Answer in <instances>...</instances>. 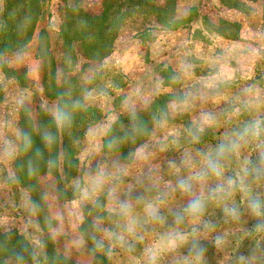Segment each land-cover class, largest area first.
<instances>
[{
  "label": "rangeland",
  "instance_id": "obj_1",
  "mask_svg": "<svg viewBox=\"0 0 264 264\" xmlns=\"http://www.w3.org/2000/svg\"><path fill=\"white\" fill-rule=\"evenodd\" d=\"M177 1L174 19L184 20L197 14L198 7L190 9V0H180V6ZM156 2L166 4V0ZM3 3L0 0V12ZM199 3L210 16L205 25L214 30L223 29L220 18L238 22V38L224 41L193 25L190 28L186 21L171 29L151 14L136 12L125 19L113 52L105 59H88L81 43H74L77 61L69 74L79 76L86 87L85 103L97 107L101 117L81 139L78 170L70 178L57 177L48 170L37 174L36 185L24 186L20 181L16 160L20 155L21 113L25 111L36 119L40 108L49 112L57 103L45 95L40 77L43 60L39 58L42 66L37 65V71L31 73L26 64L37 54L38 36L43 28L49 32L54 56L62 60L59 31L66 7L79 5L100 14L103 0H46L45 15L33 41L21 55L15 56L17 70L10 67L12 53L0 55V154L5 141H10L16 150L14 158L0 159V230L24 234L34 249V264H42L46 236L53 239L50 243L58 252L76 264H148L149 251L158 249L163 250L159 251L157 264H264V231H256L257 225L264 224V216L251 213L242 192L237 191L226 202H208L198 220L185 215L183 222L177 224L174 219V214L182 212L191 197L174 190L177 176L187 172L170 170L168 161L179 163L185 150H212L255 120L264 121L263 2L250 3L248 12L228 8L219 0ZM178 29L180 32L174 34ZM158 40L166 47L159 46ZM176 52L184 69L174 70L168 63L177 60ZM210 58L214 61H207ZM137 60L134 73H126L121 62L137 66ZM144 71L149 75L138 77ZM58 74L63 76L62 71ZM167 93L173 96L172 100L166 102L161 117L153 119L149 140L134 152L146 153L147 161L132 158L122 162L119 155L103 151V137L112 122L120 115L148 107L159 95ZM204 114H210V124L203 123ZM197 127H203V132L200 142L194 144L192 135ZM261 141L264 134L244 145L229 161L227 175L239 172L245 159L255 161ZM115 164L125 166L127 176L109 178L101 190H90L88 199L74 194L75 180L95 173L100 166L114 173ZM149 177L158 178V186ZM214 184L215 181H209V186ZM203 191L206 195L207 188ZM194 192L201 193L199 185ZM113 193L121 200L132 199L134 233L127 231L129 221L109 213L108 209L115 205ZM252 193L264 200V182L253 184ZM137 197H143V202L136 203ZM158 197L164 200L162 204ZM225 203L237 209L238 219L225 214ZM147 204L159 206L165 218L163 224L148 221ZM206 223L211 228H205ZM170 233H180L185 240L169 249ZM118 237L123 238L122 242ZM201 249L199 260L194 259ZM5 264L30 263L9 258Z\"/></svg>",
  "mask_w": 264,
  "mask_h": 264
},
{
  "label": "trees",
  "instance_id": "obj_2",
  "mask_svg": "<svg viewBox=\"0 0 264 264\" xmlns=\"http://www.w3.org/2000/svg\"><path fill=\"white\" fill-rule=\"evenodd\" d=\"M220 1L226 7L242 12H248L251 9L250 3L263 2L264 4V0ZM45 3L46 0H4L0 12V55L26 50L39 22L45 15ZM174 10L175 0H166L163 6L156 0H103V11L100 14H94L79 5L68 6L59 31L64 55L60 61L56 59L52 51L48 30L45 28L40 30L38 56L44 62L45 95L57 102L61 97L64 100L78 99L81 106L74 111L71 125L60 129L56 128L49 112L43 108L39 109L36 119L31 118L25 111L21 113L20 155L16 160V166L24 186L36 185L37 174L48 170L54 171L60 178L62 176L70 178L76 174L79 143L88 127L101 117V111L97 107L85 103L83 93L86 87L79 76L69 74L74 70L77 61L74 43H81V49L88 59L103 60L113 52L114 41L125 19L136 12L151 14L171 29L178 28L184 21L191 22L194 19L191 15L184 20L174 19ZM219 23L223 29L218 28L214 31L228 39L238 38L241 28L238 22L220 18ZM234 28H236L235 32H230ZM59 71L63 72V76L58 74ZM172 97L169 93L161 94L148 107L120 115L109 126L103 137V151L119 155L122 162L130 161L135 150L149 140L154 124L153 119L161 117L162 110H166V102L172 100ZM44 131H51L55 135V142L51 147H48L41 138ZM23 133H28L32 138V145L27 150L24 147ZM110 142H112L111 147H109ZM37 150L40 156L36 155ZM50 159L55 161L53 168L48 165ZM30 162L34 169L31 175L29 174ZM61 169L63 175H61ZM102 212L107 213L106 210ZM51 241L53 239L49 236L44 239L42 264H76L58 252L50 243ZM34 255V249L24 234L0 230V264H5L6 259L9 258L34 264Z\"/></svg>",
  "mask_w": 264,
  "mask_h": 264
},
{
  "label": "clouds",
  "instance_id": "obj_3",
  "mask_svg": "<svg viewBox=\"0 0 264 264\" xmlns=\"http://www.w3.org/2000/svg\"><path fill=\"white\" fill-rule=\"evenodd\" d=\"M23 103V101H19ZM80 101L69 98L64 100L63 97L59 99V102L54 104L49 110V114L53 123L57 129L70 126L73 120L74 111L80 108ZM204 124H210L212 118L210 114H204L202 117ZM203 132V127H197L196 131L192 135V142L194 144L200 142V133ZM264 134V121L255 120L252 124L246 126L243 131L233 133L231 136H227L223 141L218 143L216 147L209 151L198 150L195 153L191 150H185L181 153L180 161L177 163L175 160L168 161V167L170 170H175L179 173L180 169H184L187 175H178L176 179L175 189L179 190L182 194H186L191 199L182 212L174 214V219L177 224L183 222L185 215L191 216L194 219H199L203 216L206 205L210 201H228L237 191L242 192L247 200V204L251 213L255 217L264 216V200L259 196L253 195L252 185L264 182V141L258 144L260 148L259 154L255 161L251 159H245L241 165L240 171L234 175H227L228 164L231 158L237 155L240 149L248 144L250 140L257 139ZM24 147L27 150L32 145V138L28 133L22 134ZM42 140L48 147H51L55 142V135L51 131H44L41 136ZM112 146V142L109 143V147ZM16 155V150L10 141L4 142L3 153L0 154V159L7 158L12 159ZM40 156L39 150L36 153ZM133 155V158L147 161L148 155L142 151H138ZM49 167L55 165L54 160L48 161ZM114 173L107 171L104 166H100L98 170L93 174H88L81 179H77L73 182L72 187L74 194L80 195L83 199L89 198L90 190L97 192L103 188L109 178L116 176L122 178L127 176L128 169L125 166L115 164ZM34 169L29 164V174L31 175ZM14 179V177H13ZM149 180L157 184L158 178L149 177ZM209 181H215L214 186H209ZM199 185L201 193L196 195L194 192L195 186ZM207 188V194H204V189ZM115 200V205L108 209L110 214H114L119 218L129 221L127 231L131 234L135 232V225L132 221L134 212V204L132 199H119L112 194ZM143 197H137L136 203L143 202ZM159 202L162 204L163 199L158 197ZM99 206V205H97ZM225 214L232 219H238L239 214L235 207H229L225 203ZM146 216L149 222L164 223V217L160 214L159 206L154 204H147L145 208ZM205 228H211L210 224H205ZM256 231H264V224L256 226ZM122 242L123 238L118 237ZM185 236L180 233L169 234L168 248L173 249L177 247L178 241H184ZM220 243V238L217 237V244ZM150 250L148 254V264H157L159 251ZM202 249L194 259L199 260L202 255Z\"/></svg>",
  "mask_w": 264,
  "mask_h": 264
},
{
  "label": "crops",
  "instance_id": "obj_4",
  "mask_svg": "<svg viewBox=\"0 0 264 264\" xmlns=\"http://www.w3.org/2000/svg\"><path fill=\"white\" fill-rule=\"evenodd\" d=\"M191 1V3H190V9L193 7L194 8V5L195 6H197L198 7V12H197V14L196 15H194V19L190 22V28H192L191 26L193 25V26H195L196 28H199L200 30H203L204 31V33H207V34H211V33H213V34H216L215 36H218V37H221L224 41H227V38L226 37H224V36H222V35H220V34H218L216 31H214V30H212V29H210V27H208V25H205L208 21L207 20H209L210 19V16H208L207 15V13L200 7L201 5H200V0H198L197 2V4L196 3H194V1L195 0H190ZM220 1V0H219ZM178 2H180V0H178L177 1V3ZM178 6H180V3H178ZM202 7H204V4L202 5ZM179 8V7H178ZM221 15H223V14H221ZM205 22V23H204ZM179 31V29L178 30H174L173 31V33L175 34L176 32H178ZM36 32H37V30H36ZM36 32H35V35H36ZM180 32V31H179ZM40 33V32H39ZM35 35H34V37H35ZM34 37H33V39H34ZM33 39H32V41H33ZM222 40V41H223ZM31 41V42H32ZM31 42L29 43V44H31ZM157 43H158V45L159 46H162L163 48L164 47H166V45L164 44V42H160L159 40L157 41ZM38 45H39V36H38V41H37V54L35 55V53H34V58L32 59V58H30V59H28V62H27V67H26V69L29 71V73H31V70H36L37 71V65H39V67L40 66H42V64H41V61H40V57L38 56ZM24 51H22V52H12V54H11V59H12V62H11V64H10V67H13L14 69H16L17 70V66H15L16 64H15V56H18V55H21L22 53H23ZM176 54V58H177V60H175V59H171L170 60V62H168L169 63V65H171V67L174 69V70H180V69H184L183 68V63L181 62L180 63V61H179V58H178V52H176L175 53ZM164 57H166L165 56V53H164ZM181 58V57H180ZM17 60V59H16ZM163 61H166L167 62V60L164 58V59H162ZM207 61H214V59H209V60H207ZM122 63V65H125V69H126V73H129V72H131V73H134L133 71L138 67V64H139V61L137 60V66H135V65H133L132 66V64L129 62V61H127V62H121ZM145 66V65H144ZM42 68V76L40 75V77L42 78V80L44 79V64H43V67H41ZM145 70V69H144ZM59 72H61V71H59ZM58 72V73H59ZM148 74V72L146 71H144V72H142L138 77H146V75ZM149 75V74H148ZM137 77V78H138ZM113 123V122H112ZM111 123V124H112ZM108 130V129H107Z\"/></svg>",
  "mask_w": 264,
  "mask_h": 264
}]
</instances>
